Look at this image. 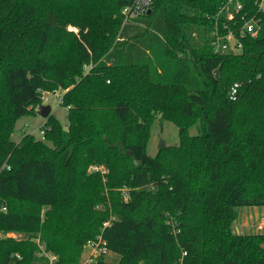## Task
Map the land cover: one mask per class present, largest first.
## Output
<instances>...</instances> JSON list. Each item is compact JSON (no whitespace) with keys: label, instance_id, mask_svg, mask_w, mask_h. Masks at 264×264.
Masks as SVG:
<instances>
[{"label":"trees","instance_id":"16d2710c","mask_svg":"<svg viewBox=\"0 0 264 264\" xmlns=\"http://www.w3.org/2000/svg\"><path fill=\"white\" fill-rule=\"evenodd\" d=\"M133 2L0 0V232L32 234L54 264L78 263L97 236L117 260L92 264H264V233L231 230L239 208L264 206V13L257 0H237L239 13L229 0H154L122 26ZM228 31L241 51L216 53ZM156 88L171 95L159 103ZM58 90L67 127L50 115L43 140L12 141ZM155 117L179 144L151 157ZM35 250L1 239L0 264H47Z\"/></svg>","mask_w":264,"mask_h":264},{"label":"rangeland","instance_id":"374dc122","mask_svg":"<svg viewBox=\"0 0 264 264\" xmlns=\"http://www.w3.org/2000/svg\"><path fill=\"white\" fill-rule=\"evenodd\" d=\"M122 22V26L124 25ZM69 32H77V30L69 26ZM89 67V66H88ZM87 67V68H88ZM90 68V67H89ZM157 91L154 92L156 99L159 103L164 101L165 98H168L171 95V92L166 89L156 88ZM63 95V91L58 90L55 93H44L42 96V105L50 107V114L54 116L60 124L66 128L67 127V109L59 104L60 98ZM38 108V107H37ZM37 111V109H36ZM46 118H42L38 114L35 116H25L17 120L14 128V133L11 136V140L14 142H19L24 135H32L36 140L41 139L40 130L45 128ZM199 124V123H197ZM189 135L197 134V127L194 126L189 129ZM164 143L166 146H177L179 144L178 128L167 121L160 120L159 117H155L152 125L150 127V138L147 144V154L151 157H154L159 151V143ZM47 145H50L49 142H46ZM164 147V148H165ZM91 170H94L93 168ZM90 170V171H91ZM261 225L263 227L262 232H264V206L262 207H241L238 209L237 218L231 224V230L235 234H248V233H258L257 227ZM10 238L18 239L21 242H34L39 249V245L42 243L38 239L32 238V234H23V233H10ZM37 237H39L37 235ZM43 245V244H42ZM38 251L36 250L33 253V258L38 256ZM89 251L85 247L80 253V258L78 263H83L86 259ZM57 259V258H56ZM105 259L108 262L117 260V257L111 254L105 255ZM48 260V259H47ZM47 264H54L49 260ZM36 264H40L37 262Z\"/></svg>","mask_w":264,"mask_h":264},{"label":"built area","instance_id":"2783aa9c","mask_svg":"<svg viewBox=\"0 0 264 264\" xmlns=\"http://www.w3.org/2000/svg\"><path fill=\"white\" fill-rule=\"evenodd\" d=\"M153 1L154 0H134V2L130 6L125 7L121 12L124 23L130 22L138 17L145 15L150 10ZM232 2H236L234 7V12L239 13L242 9V6L240 5L239 2H237V0H229L228 4H231ZM257 5L259 11L264 13V0H257ZM225 11L228 14L227 16L228 20H231L233 18V14L231 13L229 5L225 7ZM242 20H243V24L241 28V34L243 36L248 35L249 37H256L260 29L259 21L255 19L246 20L244 16L242 17ZM212 44L214 47V51L219 54L239 53L241 51V43L231 31H228V33L225 36H220L217 33H215L214 41L212 42ZM238 87L239 85L235 83L230 88L229 90L230 100L232 101L236 100ZM45 130H46L45 128H42L40 130V135L42 140L44 137ZM93 169L97 170V168H93ZM108 224H109L108 222L104 223L103 227L108 226ZM262 230L263 227L259 225L257 227V231L262 232ZM9 236H10L9 233L0 232V240L4 238H8ZM84 247L87 249V251H89V253L86 259L83 261V263L80 264H92L97 259V257L105 256L109 254L106 248V242L102 240L101 236H97L95 240L87 242ZM185 255L186 253H183V256ZM38 256L42 258H46L52 263L56 261V256L46 252L45 246L42 244L39 245Z\"/></svg>","mask_w":264,"mask_h":264},{"label":"water","instance_id":"95a60500","mask_svg":"<svg viewBox=\"0 0 264 264\" xmlns=\"http://www.w3.org/2000/svg\"><path fill=\"white\" fill-rule=\"evenodd\" d=\"M219 72H220V68H218L216 70V72H215L216 77H218ZM50 112L51 111H50V107L49 106L40 105L37 108V114L39 116H41L42 118H46L47 119L51 115ZM158 147L159 148H164L165 144L161 142V143H159ZM261 247L264 249V246H261Z\"/></svg>","mask_w":264,"mask_h":264}]
</instances>
